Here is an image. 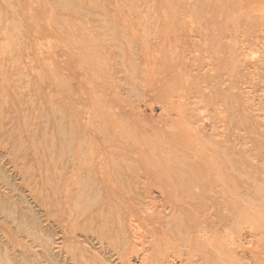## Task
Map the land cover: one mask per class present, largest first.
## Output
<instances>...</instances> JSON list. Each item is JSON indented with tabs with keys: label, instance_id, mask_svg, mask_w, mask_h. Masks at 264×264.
Masks as SVG:
<instances>
[{
	"label": "rangeland",
	"instance_id": "obj_1",
	"mask_svg": "<svg viewBox=\"0 0 264 264\" xmlns=\"http://www.w3.org/2000/svg\"><path fill=\"white\" fill-rule=\"evenodd\" d=\"M0 264H264V0H0Z\"/></svg>",
	"mask_w": 264,
	"mask_h": 264
},
{
	"label": "bare ground",
	"instance_id": "obj_2",
	"mask_svg": "<svg viewBox=\"0 0 264 264\" xmlns=\"http://www.w3.org/2000/svg\"><path fill=\"white\" fill-rule=\"evenodd\" d=\"M123 62H124L123 60H120V61H119L120 64H123ZM104 89H105V88H104ZM187 94H188V92H187ZM179 95H180V94H179ZM189 96H190V95L188 94L187 99H189ZM180 98H181V97H180ZM184 99H185V98H184ZM191 108H192L193 110H195V109H194L195 106H193V107H191ZM182 112H185V111H182ZM191 112H192V111H191ZM185 113H186V112H185ZM183 114H184V113H183ZM186 114H188V113H186ZM190 114H191V113H190ZM188 115H189V114H188ZM192 115H193V113L191 114V117H192ZM184 116H185V115H184ZM140 176H141V175H140ZM121 177H122V176H121ZM227 178H228V177H227ZM225 181H227V180H225Z\"/></svg>",
	"mask_w": 264,
	"mask_h": 264
}]
</instances>
